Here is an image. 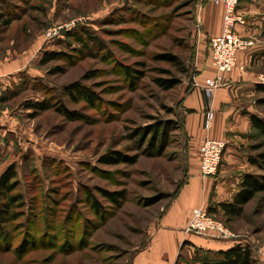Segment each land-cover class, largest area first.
<instances>
[{
    "label": "rangeland",
    "instance_id": "obj_1",
    "mask_svg": "<svg viewBox=\"0 0 264 264\" xmlns=\"http://www.w3.org/2000/svg\"><path fill=\"white\" fill-rule=\"evenodd\" d=\"M203 1L0 0V18L12 19L7 29L0 24V61L32 57L0 96V176L16 165L25 203L24 216L0 224V264H132L148 245L187 177L189 139L179 129L181 101L193 88L199 50L209 55L208 41H200ZM58 28L60 35L47 40ZM72 29L100 43L90 42L85 52L72 38H60ZM45 53L65 58L43 66ZM165 55L177 64L166 62ZM259 72L264 76V66ZM171 79L182 83L171 90L158 84ZM77 85L101 100L95 106L72 102L67 91ZM43 101L53 109L29 108ZM62 106L80 120L60 114ZM256 107L264 120V107ZM156 125L164 126L167 145L153 155L150 147L161 145L150 133ZM111 154L135 163H99ZM255 175L263 180L264 170ZM122 192L127 198L119 204L104 196ZM88 193L100 211H94ZM212 216L237 239L243 235L264 245V194L239 217ZM256 249V264H264Z\"/></svg>",
    "mask_w": 264,
    "mask_h": 264
},
{
    "label": "crops",
    "instance_id": "obj_2",
    "mask_svg": "<svg viewBox=\"0 0 264 264\" xmlns=\"http://www.w3.org/2000/svg\"><path fill=\"white\" fill-rule=\"evenodd\" d=\"M238 14L246 24L237 25V33L254 43L238 53V65L243 66L245 71L236 68L227 73L225 86L207 96L203 85L207 79L216 76V70L209 55L206 57L199 50L196 58L199 87L193 85L181 101L184 129L189 139L187 177L168 204L148 245L134 256L132 264H195L196 259L205 254L224 252L237 245L250 247L253 252L258 248V257L264 260V245L257 240L249 243L243 235L237 240L224 241L185 233L194 209H211L214 214L224 215L220 204L233 203L242 190L245 177L255 175V170H258L251 163L254 156L251 146L255 140L252 116L257 115L256 106L261 97L257 80L259 70L264 66V0H241ZM199 18L200 41L205 38L209 45L210 40L222 32L223 7L209 0L201 5ZM30 58L22 54L5 62L0 61V96L10 82L25 73L31 65ZM208 108H212L216 115L209 133L203 129ZM207 136L225 141L226 148L217 175L205 179L200 171V146Z\"/></svg>",
    "mask_w": 264,
    "mask_h": 264
},
{
    "label": "trees",
    "instance_id": "obj_3",
    "mask_svg": "<svg viewBox=\"0 0 264 264\" xmlns=\"http://www.w3.org/2000/svg\"><path fill=\"white\" fill-rule=\"evenodd\" d=\"M70 1V0H69ZM209 0H205L202 2V5L206 4ZM1 17V16H0ZM0 24H3L4 28H9L12 25L11 17L5 18L2 20L0 18ZM76 27V25H75ZM75 29V28H74ZM71 31L62 32L60 38H72L75 44H78L83 47V50L87 52V50H91L90 42L98 45L100 42L97 37L93 36L88 32L75 33ZM104 47L103 45H99ZM210 49V48H209ZM59 58H65V55H60L57 53H45L44 58L42 59L41 65L45 66L50 62L58 60ZM67 58V57H66ZM166 62L170 64H177L178 59L172 57L170 55L161 56ZM125 74L131 79H135V77L130 74L128 69H125ZM182 83L181 80L171 79L168 80H158L159 86L163 87L166 90H171ZM259 91L261 93V97L258 100V105L264 107V86L260 85ZM67 96L71 98L72 102H78L80 100L87 102L90 106H95L97 102L101 99L94 91L90 89H86L80 85L73 87L67 91ZM6 101V100H5ZM31 109L35 112H46L48 110L53 109V107L49 104L48 101L33 103L29 105ZM60 114L65 116L70 121L80 120L79 115H75L73 112L69 111L66 107L62 106L59 109ZM37 116V115H36ZM180 122V121H179ZM252 123L254 129V138H259V143L251 146L252 151H254V156L251 158V163L260 170H264V153H259L260 150L264 148V120L258 115L252 116ZM179 129L182 133L188 138L187 133L184 129L183 121L180 124ZM151 134L155 135L156 143L157 141H161V145L156 147L155 143L150 147L148 152H152L151 154L155 155L157 152H161V150L167 145V137L165 133L164 126H158L152 128ZM144 134H141L140 137L143 138ZM261 140V141H260ZM186 145V150H187ZM135 163L134 160L130 161L129 159H124L122 157H118L116 154H111L108 157H103L99 159V163H104L108 166H113L119 163ZM183 183L178 187V189L172 195V199L175 198L178 191L180 190ZM20 181L18 179L17 168L16 165H11L1 176H0V224H11L16 221L21 215L24 216L23 208L25 207L24 197L22 193H20ZM105 194V193H104ZM264 194V179L262 180L257 175H248L245 177V180L242 184V190L240 194L236 197L233 203H222L220 207L224 211V215L227 217H239L243 213V209L246 205H248L253 199L256 198L257 195ZM109 201L114 204H119L121 200H125L127 198V194L125 192L118 193L116 195L105 194L104 195ZM87 200L92 202V208L94 211H100L101 206L95 200L92 193L87 194ZM171 202V201H170ZM20 213V216H19ZM209 214L214 215L213 210H209ZM10 235V233L5 234ZM3 237V236H1ZM206 255H211L212 259H208ZM204 255L206 258L202 264H256L254 259L253 250L250 247L237 245L234 248L217 253H210ZM211 258V257H210Z\"/></svg>",
    "mask_w": 264,
    "mask_h": 264
},
{
    "label": "built area",
    "instance_id": "obj_4",
    "mask_svg": "<svg viewBox=\"0 0 264 264\" xmlns=\"http://www.w3.org/2000/svg\"><path fill=\"white\" fill-rule=\"evenodd\" d=\"M223 7L222 32L219 36L213 37L209 43V57L211 64L216 70V76L207 79L203 85L204 93L210 96L212 92L225 86V75L238 68L245 71L243 66L238 65V53L249 49L254 43L240 37L236 31L237 25H245V19L238 14V7L241 0H211ZM75 26L66 27L71 29ZM61 28L55 29L47 34V40L60 35ZM197 66L195 65V74ZM197 75H194L193 85L199 87ZM258 85L264 86V76L260 75ZM216 119L215 112L208 108L203 119V129L209 133ZM226 148V142L213 139L207 136L200 146V171L205 179L215 177L219 171L222 156ZM186 234L203 236L215 240H234L237 236L231 233L223 224L217 222L209 210L196 208L192 211L188 225L185 228Z\"/></svg>",
    "mask_w": 264,
    "mask_h": 264
}]
</instances>
